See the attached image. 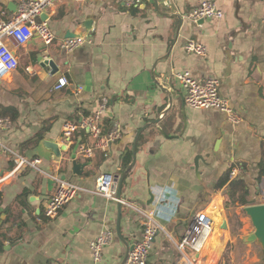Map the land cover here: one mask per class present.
<instances>
[{"label": "crops", "instance_id": "0c3cea01", "mask_svg": "<svg viewBox=\"0 0 264 264\" xmlns=\"http://www.w3.org/2000/svg\"><path fill=\"white\" fill-rule=\"evenodd\" d=\"M202 1L214 2L222 18L197 24L187 20L186 14ZM9 4L0 0V20L14 13ZM263 15L264 0H142L131 8L122 0H60L47 9L39 20L53 32V43L45 46L34 37L13 47L18 65L0 79V111L8 109L0 116L11 122L9 129H0V233L8 238L0 249V264H94L89 243L103 230L112 231L114 238L98 264H120L126 247L116 236L117 203L89 191L100 174H123L132 162L135 134L144 126L148 128L136 142L135 164L121 185L122 240L129 246L138 242L144 230L138 211L152 213L162 230L147 264H177L176 245L203 212L214 234L199 263L211 262V238L216 237L221 247L217 264H223L224 241L232 249L227 264H238L241 235L233 237L224 209L228 188L218 184L227 171L230 178L229 166L237 167V179L250 190L249 206L264 204V176L257 181L264 168ZM88 21L89 30L84 26ZM71 36H82L86 43L68 53L60 45ZM188 41L203 45L206 55L187 53ZM177 72H188L198 81L218 79L220 96L231 102L242 123L230 124L216 110L186 106L174 81ZM62 77L68 84L54 89ZM102 99L109 102L102 130L117 129L120 139L106 156L96 151L90 159L77 157L78 145L92 139L87 132L77 133L65 145L62 126L96 112ZM43 140L63 151L56 156ZM2 148L40 162L36 169L15 171L13 155ZM72 160L88 164L79 177L72 175ZM48 175L64 176L88 191L78 193L54 219L44 216L45 203L55 191L54 185L48 189ZM24 190L27 195L14 203ZM162 195L170 201H162ZM9 205L17 207L13 216L18 224L13 217L4 222L2 212ZM243 208L237 207L235 216Z\"/></svg>", "mask_w": 264, "mask_h": 264}, {"label": "built area", "instance_id": "2783aa9c", "mask_svg": "<svg viewBox=\"0 0 264 264\" xmlns=\"http://www.w3.org/2000/svg\"><path fill=\"white\" fill-rule=\"evenodd\" d=\"M5 2H15L16 9L8 19L0 20V79L7 76L18 65L17 57L13 52V47L25 46L32 38L36 37L43 45L49 46L53 43L55 36L46 22L39 20L40 16L56 2L60 0H3ZM127 8L139 6L142 0H122ZM223 13L212 1H202L186 14L187 20L193 23L208 20L211 18H222ZM264 23V15L262 17ZM86 40L82 36L66 38L62 41L60 48L65 52L84 46ZM184 49L189 54L200 57L206 55V48L196 42L188 41ZM174 81L182 94L186 106L194 110L212 109L225 115L226 120L233 125L242 123V117L232 107L231 102L220 96V82L215 78H207L198 81L188 72H177L173 75ZM68 84L66 78L62 77L55 84L54 89L60 90ZM108 100L102 99L99 108L93 114L80 117L73 121H68L62 126V142L70 145L72 137L77 133L87 132L92 139L91 143L82 142L77 147V157L90 159L96 151L106 156L112 143L120 139V132L113 129L107 132L102 130L101 120L108 108ZM11 122L7 117L0 116V129H9ZM4 154L14 157L15 168L26 166L36 169L39 159L28 160L20 155L10 152L7 148H2ZM230 178L237 179L239 168L229 166ZM39 171V170H38ZM40 172V171H39ZM54 181L55 191L47 200L44 207V216L54 219L58 216L62 207L73 201L78 193L88 192L75 184L63 180L59 176L48 175ZM116 173L100 174L95 181L91 192L106 201L125 204L117 197L118 178ZM162 201H170L167 196L162 195ZM172 202V201H171ZM219 203L216 200L215 204ZM144 220V230L141 238L133 245L129 251L125 264H147L150 250L158 231L162 230L160 225L153 219L152 213L138 211ZM210 218L203 212L195 216L188 226L182 240L176 248L179 253L177 264H200V254L206 244L208 231L210 228ZM114 238L110 230H103L89 243L92 260L94 264L101 261L103 249L109 245ZM190 250L195 257L186 254ZM207 264H210V259ZM213 264H217L214 262Z\"/></svg>", "mask_w": 264, "mask_h": 264}, {"label": "water", "instance_id": "95a60500", "mask_svg": "<svg viewBox=\"0 0 264 264\" xmlns=\"http://www.w3.org/2000/svg\"><path fill=\"white\" fill-rule=\"evenodd\" d=\"M156 5V4H155ZM10 7H12L15 11L16 9V4L14 2H10L9 4ZM41 17V16H40ZM90 21H88L84 26L86 29H90ZM179 24H181V20L179 19ZM72 37V36H71ZM44 64H48L50 68L54 69V64L52 62H48L45 61ZM155 122H158L155 121ZM148 126H144L140 129H138V131L135 134L134 137V141H133V147H132V162L131 164L126 168V170L123 172V174L118 178V189H117V197L119 199H121V185L122 182L124 180V177L127 173H129L134 164H135V151H136V142L138 140L139 135L145 130L147 129ZM43 145L52 150V152L56 155L59 156L60 152L63 151V149L59 148L55 143L48 141V140H43ZM88 166V164H81L78 163L76 160H72L71 161V172L72 175L74 176H81L82 174V170ZM63 180H65L66 178L63 176L62 177ZM54 185V181L53 180H47V186L48 189L50 190ZM217 207H219V203H217ZM117 208H118V218H117V222H116V236L119 240H121V242L124 243L125 247H126V254L122 260V262L120 264H125L126 260H127V256L130 250H132L133 245L129 246L126 242H124L121 238V234H120V215H121V204L117 203ZM2 211V208H0V213ZM244 213L249 217L252 226L254 227V233L252 235H250L247 240L249 242H253V241H257L262 250L264 251V204L262 205H253V206H248L243 208ZM221 251V247L220 246H216L213 256H212V260L210 262V264H213L214 262L217 261L218 256L220 254Z\"/></svg>", "mask_w": 264, "mask_h": 264}, {"label": "trees", "instance_id": "16d2710c", "mask_svg": "<svg viewBox=\"0 0 264 264\" xmlns=\"http://www.w3.org/2000/svg\"><path fill=\"white\" fill-rule=\"evenodd\" d=\"M7 108H1L0 111V115L2 114L4 116L3 113L4 111H7ZM12 110V109H11ZM41 137L39 136L37 139V141H39ZM129 159H130V154H127L126 158L124 159V165L125 167H127V165L129 164ZM264 176V168H262L258 174L257 177V181H260V179ZM224 186H227L228 190H227V194H226V199L224 202V209L226 214H228L229 208L232 207H248L249 205H252L253 203H251V201H248L247 198L250 195V190L248 188V185L241 179H234V180H230L229 178V171H227L222 179L220 180L219 184H218V188L221 189ZM28 191L24 190L22 192V194H20L18 197H16V199L14 200V203H19L22 199V196L27 195ZM16 204V205H17ZM0 206H1V201H0ZM17 207L14 205H9L8 207H6L2 214L5 215V219L4 222H10V220L12 219V217L14 218V213L16 211ZM1 214V215H2ZM13 223L18 224L19 220L18 218H14ZM240 225V224H238ZM1 226H0V231H1ZM214 234V231H212V235ZM8 239L4 234L0 233V249H2L3 247V243L4 241ZM218 246L217 242H216V237H212L211 238V249L215 250V247Z\"/></svg>", "mask_w": 264, "mask_h": 264}, {"label": "rangeland", "instance_id": "374dc122", "mask_svg": "<svg viewBox=\"0 0 264 264\" xmlns=\"http://www.w3.org/2000/svg\"><path fill=\"white\" fill-rule=\"evenodd\" d=\"M236 208L237 207L229 208L228 211L230 229L235 232L233 237H236L238 233L241 235L239 243L237 244L236 260H238V264H264V251L260 244L257 241L249 242L247 240V238L254 233V227L249 217L243 213V209L238 216H235L238 210H236ZM238 224H240L239 228H237ZM222 247H225L223 264H227V258L230 256V251L232 249L229 245L225 244V241L222 243ZM186 251L190 257H195L193 252L189 250Z\"/></svg>", "mask_w": 264, "mask_h": 264}, {"label": "bare ground", "instance_id": "6f19581e", "mask_svg": "<svg viewBox=\"0 0 264 264\" xmlns=\"http://www.w3.org/2000/svg\"><path fill=\"white\" fill-rule=\"evenodd\" d=\"M211 227H212V224L210 225V228H209V231H208V238H209V236L211 235ZM208 238H207V240H208ZM207 242V241H206ZM200 262V261H199Z\"/></svg>", "mask_w": 264, "mask_h": 264}]
</instances>
